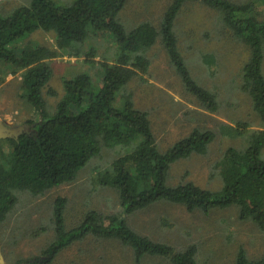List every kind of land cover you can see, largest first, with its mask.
Segmentation results:
<instances>
[{"label":"trees","instance_id":"trees-1","mask_svg":"<svg viewBox=\"0 0 264 264\" xmlns=\"http://www.w3.org/2000/svg\"><path fill=\"white\" fill-rule=\"evenodd\" d=\"M60 2L32 0L8 16L0 15V62L11 73L19 74L20 98L36 116L26 121L18 137L0 140V222L17 202L19 193L40 197L74 181L104 145L115 156L108 167L98 170V182L117 192L120 213L108 215L91 210L78 226L68 230L63 217L65 200L57 199L53 210L55 239L45 251L46 257L18 264H48L60 251L88 236L119 241L132 250L136 263L149 256L166 259L170 264H200L194 246L177 251L139 234L127 223L126 217L160 201L204 214L236 207L239 220L253 221L264 229V14L254 8L253 2L170 0L159 27L144 21L126 30L118 15L127 0ZM189 2L221 12L224 27L248 48L249 58L242 68L239 87L248 95L260 123L259 129H249L244 122L218 125L221 136L243 137L246 145L242 149L227 148L215 163L213 170L221 187L214 191L193 182L168 185L167 178L173 163L192 154H205L216 138L215 130L193 129L161 152L148 113L135 106L127 90L134 77L148 73L150 60L144 53L160 42L186 92L208 112L217 111L215 94L192 78L177 49L174 22ZM38 31L50 33L53 44L28 40ZM104 41L115 45L118 54L99 60L100 43ZM65 55L99 67V85L95 89L87 73L64 80V95L50 111L44 98L52 75L50 61ZM49 93L54 94L51 90ZM234 264H264V253L250 259L239 248Z\"/></svg>","mask_w":264,"mask_h":264},{"label":"rangeland","instance_id":"rangeland-1","mask_svg":"<svg viewBox=\"0 0 264 264\" xmlns=\"http://www.w3.org/2000/svg\"><path fill=\"white\" fill-rule=\"evenodd\" d=\"M31 1L0 0V15L8 16L16 8L28 5ZM72 1L61 0L60 3ZM169 1L127 0L118 20L126 30L144 21H151L159 27ZM229 1L238 4L253 2L254 8L264 14V0ZM174 30L177 49L185 66L201 87L215 94L217 111L208 112L186 92L160 42L144 53V57L150 60L148 73L134 77L127 90L132 94L135 106L148 113L161 152H165L193 129L215 130L216 138L208 145L205 154H192L170 166L167 184L174 186L193 182L206 190H218L221 182L213 166L227 148L242 149L246 145L243 137L221 136L218 125L224 123L234 126L244 122L249 125V129H259L260 126L248 95L239 87L249 51L224 27L221 12L199 2L183 5L176 16ZM28 40L47 46L54 42L50 33L41 31L32 34ZM100 45L97 59L118 54L115 45L107 41ZM50 65L52 75L44 90L50 111L64 95V80L79 73H87L93 87L96 89L99 85V67L86 65L81 59L65 55L50 61ZM262 72L264 74V64ZM19 81V74L11 73L0 62V126L4 128H25L27 120L36 118L34 110L20 98ZM50 90L54 94H50ZM114 156V151L104 145L100 153L79 170L74 181L53 188L40 197L19 193L17 202L0 222V254L5 263L18 264L22 260L30 259V262L36 257L41 260L46 257L45 251L55 239L53 210L59 198L65 200L63 217L68 230L78 226L91 210L108 215L119 214L117 192L101 186L97 173L108 167ZM237 210L236 207L213 209L204 214L200 210L189 212L183 205L160 201L135 211L126 217V221L139 234L177 251L194 246L200 264H234L239 248H243L250 259H257L264 253V229H260L253 221L239 220ZM48 264L170 263L166 259L149 256L136 263L132 250L119 241L88 236L60 251Z\"/></svg>","mask_w":264,"mask_h":264},{"label":"water","instance_id":"water-1","mask_svg":"<svg viewBox=\"0 0 264 264\" xmlns=\"http://www.w3.org/2000/svg\"><path fill=\"white\" fill-rule=\"evenodd\" d=\"M25 128H18V129H10V128H4L0 126V139H6V138H12V137H18ZM0 264H6L3 257L0 254Z\"/></svg>","mask_w":264,"mask_h":264},{"label":"flooded vegetation","instance_id":"flooded-vegetation-1","mask_svg":"<svg viewBox=\"0 0 264 264\" xmlns=\"http://www.w3.org/2000/svg\"><path fill=\"white\" fill-rule=\"evenodd\" d=\"M2 125V124H1Z\"/></svg>","mask_w":264,"mask_h":264}]
</instances>
